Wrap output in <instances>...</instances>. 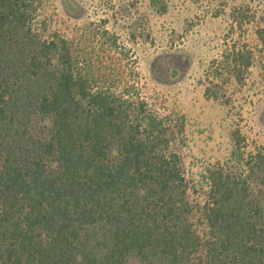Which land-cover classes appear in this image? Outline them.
Listing matches in <instances>:
<instances>
[{
  "label": "trees",
  "instance_id": "1",
  "mask_svg": "<svg viewBox=\"0 0 264 264\" xmlns=\"http://www.w3.org/2000/svg\"><path fill=\"white\" fill-rule=\"evenodd\" d=\"M260 3L236 5L235 25L264 29ZM132 9L0 0V264H264V141L237 123L229 153L190 170L185 114L110 23ZM189 59L169 54L164 79ZM254 61L233 46L223 79Z\"/></svg>",
  "mask_w": 264,
  "mask_h": 264
},
{
  "label": "rangeland",
  "instance_id": "2",
  "mask_svg": "<svg viewBox=\"0 0 264 264\" xmlns=\"http://www.w3.org/2000/svg\"><path fill=\"white\" fill-rule=\"evenodd\" d=\"M243 0H132L133 9L110 23L130 47L142 76L153 89L167 94V101L185 114L186 162L194 173L226 156L232 147L230 130L235 124L251 126L255 142L264 141V45L256 36L263 23L235 25L233 12ZM264 16V3L257 5ZM264 30V29H263ZM246 44L255 61L244 81L231 74L233 46ZM176 52L190 56L185 71L166 80V60ZM216 91L218 96L206 94ZM229 98V101H225Z\"/></svg>",
  "mask_w": 264,
  "mask_h": 264
}]
</instances>
